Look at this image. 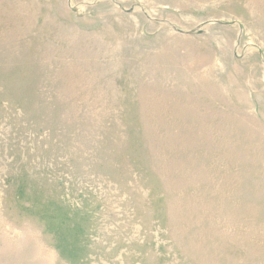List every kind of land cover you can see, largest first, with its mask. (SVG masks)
I'll list each match as a JSON object with an SVG mask.
<instances>
[{
	"label": "rangeland",
	"instance_id": "rangeland-1",
	"mask_svg": "<svg viewBox=\"0 0 264 264\" xmlns=\"http://www.w3.org/2000/svg\"><path fill=\"white\" fill-rule=\"evenodd\" d=\"M0 264H264V0H0Z\"/></svg>",
	"mask_w": 264,
	"mask_h": 264
},
{
	"label": "water",
	"instance_id": "water-1",
	"mask_svg": "<svg viewBox=\"0 0 264 264\" xmlns=\"http://www.w3.org/2000/svg\"><path fill=\"white\" fill-rule=\"evenodd\" d=\"M181 32V31H180Z\"/></svg>",
	"mask_w": 264,
	"mask_h": 264
}]
</instances>
